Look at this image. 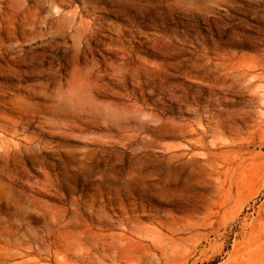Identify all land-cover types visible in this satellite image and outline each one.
<instances>
[{
    "label": "rangeland",
    "instance_id": "obj_1",
    "mask_svg": "<svg viewBox=\"0 0 264 264\" xmlns=\"http://www.w3.org/2000/svg\"><path fill=\"white\" fill-rule=\"evenodd\" d=\"M0 264H264V0H0Z\"/></svg>",
    "mask_w": 264,
    "mask_h": 264
}]
</instances>
